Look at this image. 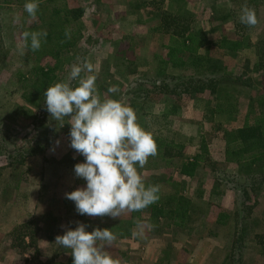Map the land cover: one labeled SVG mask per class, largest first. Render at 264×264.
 Listing matches in <instances>:
<instances>
[{
    "label": "rangeland",
    "instance_id": "rangeland-1",
    "mask_svg": "<svg viewBox=\"0 0 264 264\" xmlns=\"http://www.w3.org/2000/svg\"><path fill=\"white\" fill-rule=\"evenodd\" d=\"M98 1L96 5L92 0L45 1L39 5L36 19L31 20L24 10L25 2L0 0V146L15 150L28 145L26 136L46 134L40 138L39 154L23 158V164L6 170L0 177V230L9 232L5 241L7 255L0 258V264H25V260L33 257L35 250L29 247V238L24 239L22 249L10 246L9 235L20 225H32L30 232L35 233L42 263L54 264L70 256L69 251L55 243V237L63 235L67 227L75 229L76 221L94 222L92 220L97 218L78 214L74 202L64 195L86 186V182L74 174V165L84 162V157L70 147L71 125L67 118L60 127L49 114L38 131L31 128L38 109L26 106L17 81L18 73L27 72L34 63L26 60V49L23 55L18 50L22 33L25 30L49 33L52 24H58L54 16L58 10H62V18L69 20L65 25L71 30V38L76 40L65 56L60 82L77 86L78 80H69L71 66L87 58L94 65L96 87L102 100L112 98L132 108L139 106V111L135 110L137 122L143 127L145 114L151 133L159 132L185 146L184 158H192L204 144L209 152V158L193 178L179 174L182 158L175 159L170 167L146 163L140 168L137 164L144 182L159 185L163 197L178 192L191 199L196 209L183 228L168 220L152 221L149 213L130 221L132 212H125L117 218L122 219V234L116 235L119 240L106 251L121 264H230L237 228L243 222L248 238L238 245L242 250L231 264H264V254L257 250L259 240L254 238L256 234L264 236V161L256 167L260 184L247 193H244L245 170L225 163L226 146L233 144L236 131L245 124L247 114L253 112L250 121H254L264 110V104H253L255 109L252 108L254 101L264 98V6L257 13L258 24L245 27L240 33L249 34L250 48L233 52L220 43L223 38L236 39L238 25H242L241 9L234 7L232 0ZM16 15L20 17L19 23H13ZM166 17L168 22L174 17L177 25H166ZM186 29L199 35L202 45L194 57L181 53L179 60L172 59L168 56L170 47L181 46ZM174 31L180 35L172 36ZM110 40L115 46L112 55L105 52L109 51L106 41ZM188 46L197 47L196 44ZM48 47L51 49L54 45ZM196 57L204 61L194 65L192 60ZM42 64L54 65L55 60L43 57ZM224 73L232 75L235 81L222 82L220 90L229 91L237 106L232 113L214 115L213 85L208 89L201 87L209 80L220 79ZM173 76L180 80H168ZM186 82H192V88L182 96L163 94L159 90L164 83ZM113 85L118 86L119 91L109 93ZM138 91L141 92L138 95H143L142 100L134 102ZM144 91L148 92L149 101L143 100ZM1 131L8 134L3 136ZM14 180L20 182L17 189L12 188L16 184ZM4 182L11 187L4 189ZM241 196H248L242 206L237 205ZM30 211L33 214L26 223L10 222L14 217L12 213L29 214ZM238 212L244 214L243 221ZM221 214L226 217L220 221ZM137 222L144 225L142 236H133ZM92 230L90 225L86 228V231Z\"/></svg>",
    "mask_w": 264,
    "mask_h": 264
},
{
    "label": "clouds",
    "instance_id": "clouds-1",
    "mask_svg": "<svg viewBox=\"0 0 264 264\" xmlns=\"http://www.w3.org/2000/svg\"><path fill=\"white\" fill-rule=\"evenodd\" d=\"M38 9V0H26L24 10L31 20L36 19ZM239 20L248 27H255L258 24L256 10L245 4ZM19 22L20 17L16 15L13 23ZM64 34L71 38L69 28ZM46 37V30L24 31L18 50L23 55L30 45L32 51H38ZM69 80H78V85L57 82L43 93L46 110L60 127L67 118L71 125L70 147L84 157V162L74 165V174L83 179L86 186L66 192L65 198L74 202L80 215L112 219L156 203L160 186H146L136 167L138 164L143 168L150 156L157 155L153 134L137 122L136 111L131 106L112 98L101 99L94 65L87 58L71 66ZM118 91L116 85L108 89L109 93ZM59 143L57 140L56 144ZM75 223V229L61 225L65 228L64 234L55 237L57 245L71 250L73 264H121L106 251L117 239L111 229L96 227L89 232L85 223ZM136 228L133 236H142L143 223L137 222Z\"/></svg>",
    "mask_w": 264,
    "mask_h": 264
},
{
    "label": "trees",
    "instance_id": "trees-1",
    "mask_svg": "<svg viewBox=\"0 0 264 264\" xmlns=\"http://www.w3.org/2000/svg\"><path fill=\"white\" fill-rule=\"evenodd\" d=\"M18 2H26V0H16ZM45 1L50 0H38L39 5ZM235 4L234 7L242 8L245 4H247L249 7L254 8L256 10V14L259 12L260 8L264 6V0H232ZM62 10H58L54 13L55 19L58 21V24H55V22L52 24L51 31L47 33V37L44 41H42L41 48L38 51H32L29 47L26 49L28 54L26 56V60L29 61L30 59L33 60L32 67L27 72H19L17 76L18 84L21 88L22 92V99L25 102L26 106H30L33 108H37V116L36 121L31 124V128L37 129L38 126L42 124L41 122L47 118L48 111L45 107L44 102V96L43 93L47 90V88L50 85H53L57 82H60L61 74L64 73L63 68L65 67V56L67 53H69L70 49L75 46V39H68L65 37V29L69 28L65 24L67 21L66 18H62L61 15ZM72 10H68V13H71ZM166 25H177L176 19L173 17V21L171 20L168 22V18L166 17ZM168 23V24H167ZM248 27L244 24L238 25V30L236 31L239 35L236 39H227L223 38L221 40L222 46H226L230 51L236 52L241 49H247L250 48L249 46V40L250 37L246 34H240L242 31H244V28ZM29 31V30H25ZM172 36L180 35V33L173 32ZM183 41L181 43V46L178 48L170 47L168 56L172 59L179 60V56L181 53H187L192 54L191 56L195 55L197 48H199L201 44L200 36L194 33L193 31H189L188 29L184 30ZM248 33H251L249 31ZM200 34V33H199ZM54 45V48H49L48 45ZM188 44H196V48L188 46ZM48 47V48H47ZM264 48V47H263ZM48 49V50H47ZM30 52V54H29ZM264 54V49L263 52ZM52 57L55 60L54 65H43V57ZM194 57V56H193ZM192 60V59H191ZM204 61L203 58H193L192 63L194 65H197L199 63H202ZM177 65V64H175ZM232 75L224 73L220 79H212L209 80V82L201 87L202 89H208L210 85L212 87L211 93L216 94V100H215V106L213 108V114H227L232 113L235 111L237 104H233L234 98L229 93V91L226 90H220L221 83L222 82H233L235 81L231 77ZM165 79V78H164ZM168 80H180L179 78H176L175 76L171 77ZM240 79L238 78L237 81ZM167 81V78L165 79ZM213 83V84H212ZM192 82H186L183 84H173L169 85V83H164L159 87V90L163 94L169 93L176 96H182L185 93H189ZM180 88L179 90H177ZM225 89V88H224ZM141 92H136L135 95L140 94ZM145 96L143 98L144 101H149L148 92L144 91ZM143 95H138L137 98L134 97V102L137 100L141 101ZM253 101V100H252ZM253 104H264V98H258L257 101H254L252 103V108H254ZM134 110L140 109L139 106L135 105L133 106ZM253 114V112H252ZM251 112L247 114L246 122L245 124L239 128L236 131V138L233 142V144H228L226 146L225 151V163L227 164H234L239 165L241 169L245 170L246 175V184L244 185V193H247L250 189H255L257 184H260L261 177H256L258 170L256 169L257 165L264 161V110L262 113H260L254 121H250ZM144 121L142 120V125L145 130H149L150 123H148L147 116L144 114L142 116ZM165 119H167L165 117ZM40 120V122H39ZM141 123V122H140ZM144 123V124H143ZM149 132H151L149 130ZM17 133V132H16ZM1 134H4L3 136H6L8 134V131H1ZM34 134V133H33ZM32 134V135H33ZM37 137L32 136H26L25 141L28 142V145L25 147H19L15 150H9L10 148L7 146V149H5V146H0V177H2L6 170H10L11 168H16L15 166L23 164V158L25 157H31L34 155H37L41 152V144L42 141L40 138H44L46 134L40 135L39 133ZM154 136V139L156 140L158 150L156 156H150L148 158V165L149 166H155L158 167L160 164L164 165L166 167H170L173 164V161L177 158H182V164L179 168L178 172L182 176L193 178L196 173L198 172L199 167L202 163H205L207 161V158H209V152L207 149V146L202 145L201 148L198 150V152L192 157V158H184V148L185 146L176 144L174 140H169L168 137L161 135L159 132L152 133ZM40 135V136H39ZM29 139V140H27ZM37 139V140H36ZM36 140V141H35ZM5 141V139H3ZM41 141V142H40ZM6 142V141H5ZM2 159V160H1ZM148 166V167H149ZM240 169V170H241ZM244 173V172H241ZM16 183L15 186L12 188L17 189L20 185V182L14 180ZM145 185H150V183H145ZM4 189L10 188L11 184L4 182ZM159 200L148 206L146 209L142 211H134L131 214V220L134 221L135 219L139 218L143 213H149L150 214V220L158 222L161 220H168L172 223V225L183 228L184 225L191 220L190 213L193 212V210L196 209V206L194 205L193 201L178 192H176L174 195L170 197H163L161 192L159 191ZM248 196H241L240 199H237V205L242 206L244 204L243 201H246V198ZM239 217L241 218V221H243V218L245 217L243 213H237ZM226 216L220 215V221ZM227 219H230V216H227ZM111 220V219H110ZM245 220V219H244ZM240 221V222H241ZM227 222V221H226ZM224 222V223H226ZM135 222H132L133 225ZM99 227L98 225H95V228ZM100 228V227H99ZM107 227H103L101 229H104ZM30 229H32L31 224H23L18 227H16L12 233L9 235L11 239V244L13 249H22L24 248L23 243L25 238H29V247L34 248L35 252L31 259L25 260V264H43L41 261V251L40 248L35 243V233L30 232ZM108 229L113 230V233H115L117 236H120L122 234V219L121 220H115L112 227H109ZM117 230V231H116ZM247 226L242 222L240 225H238L237 228V236L236 241L233 246L234 252L232 257L230 258V264L231 262L235 261V258L237 255H240V251L242 248H239L238 245L243 244L246 238H248V233L246 232ZM29 231V232H28ZM255 240H259V245L257 246L258 253L264 254V236H258L257 234L254 236ZM49 241H51L52 236L49 235L48 237ZM26 247V246H25ZM28 247V246H27ZM66 252H70V249H66ZM21 252H23L21 250ZM69 254V253H68ZM240 262V257L238 258ZM54 264H73V257L69 256L68 260L66 261H58Z\"/></svg>",
    "mask_w": 264,
    "mask_h": 264
},
{
    "label": "crops",
    "instance_id": "crops-1",
    "mask_svg": "<svg viewBox=\"0 0 264 264\" xmlns=\"http://www.w3.org/2000/svg\"><path fill=\"white\" fill-rule=\"evenodd\" d=\"M99 2L100 1H98V0H92V4L93 5H96ZM101 42L104 45V41L102 40ZM107 45H108L109 51L106 50L105 52L108 53V55L109 54L112 55L111 53L113 52V50H112L113 48L112 47L114 46V43L112 42V40L106 41V47H107ZM114 49H115V46H114ZM96 71H98V70H96ZM30 212L31 213H29V214H27V213H22V214L12 213L11 215H14V217H13V219L10 220V222H12L14 225H19V224H22V223H26L28 221V216H30L31 214H33V211H30ZM115 220H121V219H115ZM115 220H113L109 216H105V219H102V218L97 217L95 220H92L94 222H89L87 220H85V222H83V221L82 222L85 223L88 226L90 225L94 229L95 228V225H98L100 228H103V227H107V228L112 227ZM132 226H134V225H132ZM113 230H111V231L113 232ZM8 233L9 232H3V231L1 232V230H0V250L1 249L3 250V247H4L3 253L0 254V258L3 257V256H5V255H7V253L5 252V248H7L8 246H6L7 244H6L5 241L8 238ZM117 239L119 240V238H117ZM2 240H4V242H2ZM107 248L109 249V247H107Z\"/></svg>",
    "mask_w": 264,
    "mask_h": 264
}]
</instances>
